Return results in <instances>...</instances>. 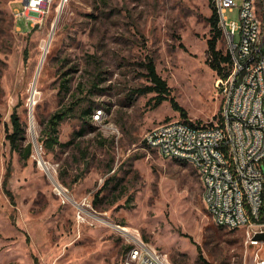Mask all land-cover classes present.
I'll use <instances>...</instances> for the list:
<instances>
[{"label": "rangeland", "instance_id": "rangeland-1", "mask_svg": "<svg viewBox=\"0 0 264 264\" xmlns=\"http://www.w3.org/2000/svg\"><path fill=\"white\" fill-rule=\"evenodd\" d=\"M242 2L229 22L240 21ZM27 3L0 0V264H132L137 236L172 264L262 261L246 228L215 223L197 167L145 142L170 120L221 121L212 0H46L19 15ZM217 48L228 53L223 33ZM151 59L168 99L148 89ZM73 102L63 144L48 150V118ZM14 110L27 125L20 149L8 137ZM28 141L34 152L24 159Z\"/></svg>", "mask_w": 264, "mask_h": 264}, {"label": "built area", "instance_id": "built-area-1", "mask_svg": "<svg viewBox=\"0 0 264 264\" xmlns=\"http://www.w3.org/2000/svg\"><path fill=\"white\" fill-rule=\"evenodd\" d=\"M45 1L28 0L17 13L40 12ZM212 3L232 58L230 73L216 81L223 98L221 121L170 120L149 130L145 142L150 147V141H160V148L154 149L164 157L169 149L196 153L204 200L215 223L246 228L250 244L264 248V239L256 237L264 234V0H243L239 22H229L226 16L238 6L236 0ZM151 247L135 237L129 247L132 264H172L164 253V261H153ZM137 250H144L143 259L134 258Z\"/></svg>", "mask_w": 264, "mask_h": 264}, {"label": "trees", "instance_id": "trees-1", "mask_svg": "<svg viewBox=\"0 0 264 264\" xmlns=\"http://www.w3.org/2000/svg\"><path fill=\"white\" fill-rule=\"evenodd\" d=\"M213 28L215 30L214 36L208 41L209 51L211 54V66L215 69L219 76H227L232 68V58L231 54L228 53L224 55L218 48L217 42L219 37L222 35L223 31L218 27L219 20L216 8L213 6ZM226 62L228 64V70H225L222 63ZM148 69H149V77L155 83L154 85L148 86V89H156L159 91L158 100L162 101L168 99L167 94L169 93V89L167 86V82L159 75L157 72L154 61L151 59L149 61ZM172 105L175 110L179 111L184 118H187L186 109L181 106L174 98L171 99ZM76 106V103H72L70 106H66L64 108L58 109L55 111L47 120L46 127L44 129V135L41 138L42 144L48 149L53 150L57 145H62L63 143L60 140L59 136V126L60 124L72 113ZM90 113V112H89ZM12 125L13 129L9 132L8 137L12 142V146L14 149H20V143L22 141L27 140V125L21 121L19 113L14 110L12 113ZM84 131V130H83ZM23 158L28 159L34 152V145L31 141H28L24 148L21 149ZM6 186V183H5ZM10 194L11 192L7 190ZM11 195V194H10ZM261 220L264 221V205L262 208Z\"/></svg>", "mask_w": 264, "mask_h": 264}, {"label": "bare ground", "instance_id": "bare-ground-1", "mask_svg": "<svg viewBox=\"0 0 264 264\" xmlns=\"http://www.w3.org/2000/svg\"><path fill=\"white\" fill-rule=\"evenodd\" d=\"M51 38H52V35H51V37H49V39H47V42L43 43V45H45V43H46V45L43 47L44 50H43V55H42V61H45V59L47 57L48 49H49V46H50V43H51ZM42 64H43V62H42ZM42 64H41V66H42ZM150 146L153 147V148H160V141H150ZM165 157L185 160V161L193 163L197 167V165H196V163H197V154L196 153L185 152L184 149H169V152L165 153ZM199 172H200L201 177L203 179V170H199ZM123 228H124V230H129L128 227H123ZM138 241H139V238H138ZM150 257H151V259L153 261H164V259L162 257V254L159 253L158 250L155 247H153V246L151 247V250H150Z\"/></svg>", "mask_w": 264, "mask_h": 264}, {"label": "water", "instance_id": "water-1", "mask_svg": "<svg viewBox=\"0 0 264 264\" xmlns=\"http://www.w3.org/2000/svg\"><path fill=\"white\" fill-rule=\"evenodd\" d=\"M26 1H28V0H26ZM64 5V1L61 3V7ZM36 77H37V75H36ZM40 163H42V165L46 168V169H48V167H47V165H46V162L43 160V159H40ZM256 237L257 238H259V239H264V234H257L256 235Z\"/></svg>", "mask_w": 264, "mask_h": 264}]
</instances>
